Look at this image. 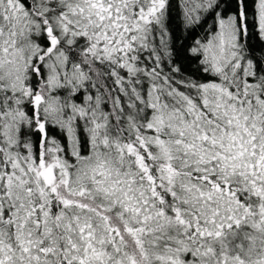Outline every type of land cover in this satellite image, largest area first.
<instances>
[{
	"label": "snow or ice",
	"instance_id": "snow-or-ice-1",
	"mask_svg": "<svg viewBox=\"0 0 264 264\" xmlns=\"http://www.w3.org/2000/svg\"><path fill=\"white\" fill-rule=\"evenodd\" d=\"M0 264H264V0H0Z\"/></svg>",
	"mask_w": 264,
	"mask_h": 264
}]
</instances>
